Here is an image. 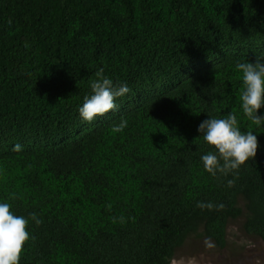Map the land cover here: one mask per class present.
I'll list each match as a JSON object with an SVG mask.
<instances>
[{
	"label": "trees",
	"instance_id": "obj_1",
	"mask_svg": "<svg viewBox=\"0 0 264 264\" xmlns=\"http://www.w3.org/2000/svg\"><path fill=\"white\" fill-rule=\"evenodd\" d=\"M263 48L264 0H0V200L43 221L20 264H171L193 237L226 250L237 222L264 241V127L235 70ZM101 69L131 91L89 123ZM230 113L260 148L213 176L198 127Z\"/></svg>",
	"mask_w": 264,
	"mask_h": 264
},
{
	"label": "clouds",
	"instance_id": "obj_2",
	"mask_svg": "<svg viewBox=\"0 0 264 264\" xmlns=\"http://www.w3.org/2000/svg\"><path fill=\"white\" fill-rule=\"evenodd\" d=\"M235 70L242 79L239 101L243 114L258 128L264 127V116L259 115V110L264 108V55H258L255 62H237ZM90 88L91 94L85 96L83 104L78 108L81 119L89 123L116 110L117 101L131 91L127 83L114 82L104 74L103 69L96 73ZM209 117L198 127L203 141L212 146L211 151L200 157L203 167L213 176L235 174L241 166L257 156L260 148L258 136L251 130L242 131L235 113L225 118ZM127 123L126 119L121 118L118 124L112 126L111 131L122 133ZM233 184L234 180H228V187ZM198 207L211 209L213 205L200 203ZM219 207L223 208L224 205ZM12 208L11 202L0 200V264H20L26 244L33 239L28 230L31 223L37 226L43 223L37 213L25 217L17 215Z\"/></svg>",
	"mask_w": 264,
	"mask_h": 264
},
{
	"label": "rangeland",
	"instance_id": "obj_3",
	"mask_svg": "<svg viewBox=\"0 0 264 264\" xmlns=\"http://www.w3.org/2000/svg\"><path fill=\"white\" fill-rule=\"evenodd\" d=\"M171 264H264V241L249 237L237 222L229 227L226 250L204 237H193L177 250Z\"/></svg>",
	"mask_w": 264,
	"mask_h": 264
}]
</instances>
